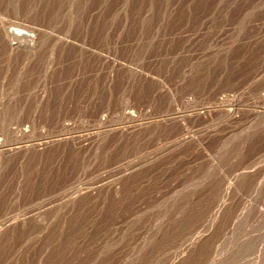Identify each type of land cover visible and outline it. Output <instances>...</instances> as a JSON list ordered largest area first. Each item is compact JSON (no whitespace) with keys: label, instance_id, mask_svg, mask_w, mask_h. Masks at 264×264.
I'll list each match as a JSON object with an SVG mask.
<instances>
[{"label":"rangeland","instance_id":"1","mask_svg":"<svg viewBox=\"0 0 264 264\" xmlns=\"http://www.w3.org/2000/svg\"><path fill=\"white\" fill-rule=\"evenodd\" d=\"M0 264H264V0H0Z\"/></svg>","mask_w":264,"mask_h":264},{"label":"bare ground","instance_id":"2","mask_svg":"<svg viewBox=\"0 0 264 264\" xmlns=\"http://www.w3.org/2000/svg\"><path fill=\"white\" fill-rule=\"evenodd\" d=\"M12 39V38H11ZM13 40H14V38H13ZM16 41V40H15ZM10 44H12V45H14L15 43H12V41H11V43ZM19 44V43H18Z\"/></svg>","mask_w":264,"mask_h":264}]
</instances>
